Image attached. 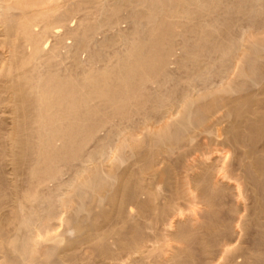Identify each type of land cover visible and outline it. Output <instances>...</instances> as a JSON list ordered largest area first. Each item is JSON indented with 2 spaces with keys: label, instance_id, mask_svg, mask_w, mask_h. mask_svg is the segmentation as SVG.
<instances>
[{
  "label": "bare ground",
  "instance_id": "bare-ground-1",
  "mask_svg": "<svg viewBox=\"0 0 264 264\" xmlns=\"http://www.w3.org/2000/svg\"><path fill=\"white\" fill-rule=\"evenodd\" d=\"M0 264H264V0H0Z\"/></svg>",
  "mask_w": 264,
  "mask_h": 264
},
{
  "label": "rangeland",
  "instance_id": "rangeland-1",
  "mask_svg": "<svg viewBox=\"0 0 264 264\" xmlns=\"http://www.w3.org/2000/svg\"><path fill=\"white\" fill-rule=\"evenodd\" d=\"M121 26H123V25H121ZM68 40H66V42H67Z\"/></svg>",
  "mask_w": 264,
  "mask_h": 264
}]
</instances>
